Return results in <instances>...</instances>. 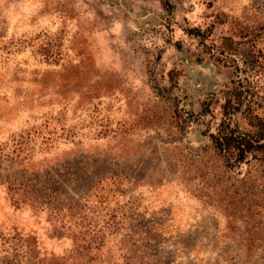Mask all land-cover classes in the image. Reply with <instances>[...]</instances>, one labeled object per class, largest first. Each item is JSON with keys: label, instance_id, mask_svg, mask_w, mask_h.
<instances>
[{"label": "rangeland", "instance_id": "obj_1", "mask_svg": "<svg viewBox=\"0 0 264 264\" xmlns=\"http://www.w3.org/2000/svg\"><path fill=\"white\" fill-rule=\"evenodd\" d=\"M263 58L264 0H0V264H264V171L190 159Z\"/></svg>", "mask_w": 264, "mask_h": 264}, {"label": "trees", "instance_id": "obj_2", "mask_svg": "<svg viewBox=\"0 0 264 264\" xmlns=\"http://www.w3.org/2000/svg\"><path fill=\"white\" fill-rule=\"evenodd\" d=\"M256 62L264 74V58L257 59ZM236 68L240 71L238 67ZM240 72L244 77L237 76V80L231 83L232 87L222 92L223 104L220 110V120L215 128V133H209V144L202 150L204 154H190V159L194 163H199L205 157L207 151L211 152L220 161V167L223 169L221 174L227 175L229 179H232V177L228 170L243 163H253L252 167L255 166L257 169L264 171V108L259 102L262 97L256 83L250 79L252 76L249 75L247 68ZM250 173L248 171L243 179H233L239 185H247L249 184ZM221 183L217 182V186ZM254 188L257 192H264L262 183L253 186ZM248 189L247 191L244 190L242 194L247 196L256 193L255 191L253 193L252 188L250 191ZM219 190L229 196L227 198H232L231 193L234 196L238 193L230 191L226 185L223 189L219 188ZM242 200H239V202H242ZM227 205H230L228 207L231 210L236 209L232 202H228ZM96 245V241H88L81 248L89 251L90 249H97Z\"/></svg>", "mask_w": 264, "mask_h": 264}]
</instances>
